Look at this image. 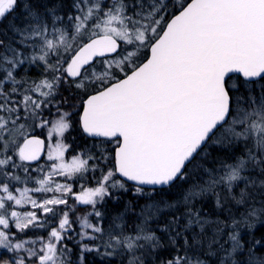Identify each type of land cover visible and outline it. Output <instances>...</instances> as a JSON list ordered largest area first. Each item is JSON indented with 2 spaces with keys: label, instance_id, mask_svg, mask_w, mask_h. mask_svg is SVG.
Here are the masks:
<instances>
[{
  "label": "snow or ice",
  "instance_id": "6c2138e0",
  "mask_svg": "<svg viewBox=\"0 0 264 264\" xmlns=\"http://www.w3.org/2000/svg\"><path fill=\"white\" fill-rule=\"evenodd\" d=\"M0 264H264V0H0Z\"/></svg>",
  "mask_w": 264,
  "mask_h": 264
},
{
  "label": "trees",
  "instance_id": "16d2710c",
  "mask_svg": "<svg viewBox=\"0 0 264 264\" xmlns=\"http://www.w3.org/2000/svg\"><path fill=\"white\" fill-rule=\"evenodd\" d=\"M69 142L79 145V144H83L85 141L82 139V137L79 134V131L76 130L75 132L72 133V135L69 137ZM74 191H79L78 188L74 189Z\"/></svg>",
  "mask_w": 264,
  "mask_h": 264
}]
</instances>
